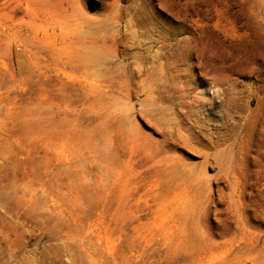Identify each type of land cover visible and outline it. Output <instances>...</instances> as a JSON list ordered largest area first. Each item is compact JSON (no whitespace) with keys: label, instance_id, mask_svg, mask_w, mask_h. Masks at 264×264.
Instances as JSON below:
<instances>
[{"label":"rangeland","instance_id":"obj_1","mask_svg":"<svg viewBox=\"0 0 264 264\" xmlns=\"http://www.w3.org/2000/svg\"><path fill=\"white\" fill-rule=\"evenodd\" d=\"M0 264H264V0H0Z\"/></svg>","mask_w":264,"mask_h":264},{"label":"bare ground","instance_id":"obj_2","mask_svg":"<svg viewBox=\"0 0 264 264\" xmlns=\"http://www.w3.org/2000/svg\"><path fill=\"white\" fill-rule=\"evenodd\" d=\"M191 217V216H190ZM189 231V230H188Z\"/></svg>","mask_w":264,"mask_h":264}]
</instances>
